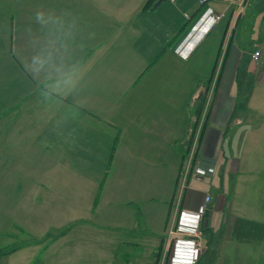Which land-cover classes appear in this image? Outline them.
<instances>
[{"label": "crops", "instance_id": "0c3cea01", "mask_svg": "<svg viewBox=\"0 0 264 264\" xmlns=\"http://www.w3.org/2000/svg\"><path fill=\"white\" fill-rule=\"evenodd\" d=\"M33 1L10 14L3 0L0 126L8 137L33 127L40 154L43 139L81 143L84 166L62 156L56 166L66 170L69 220L93 218L134 251L89 264L128 254L122 263L188 264L173 251L165 261V239L180 211L196 210L206 194L198 264L209 250L216 264H252L264 253V10L254 31V7L242 15L248 0H166L146 9L145 0ZM207 8L220 18L206 33L192 32ZM189 33L194 42L184 43ZM214 77L196 155L213 172L189 178L181 193L183 146ZM30 246L0 251L8 254L0 264H16L11 252Z\"/></svg>", "mask_w": 264, "mask_h": 264}, {"label": "rangeland", "instance_id": "374dc122", "mask_svg": "<svg viewBox=\"0 0 264 264\" xmlns=\"http://www.w3.org/2000/svg\"><path fill=\"white\" fill-rule=\"evenodd\" d=\"M46 1L48 0H42L41 3ZM125 1L133 2L134 0L122 2ZM33 2V0H9L7 10H10V14H16L22 8V4L33 6ZM239 2L243 4L244 0ZM248 2V6L242 10V15L246 17L249 14L247 9L254 7L252 18L254 23L250 28L254 27L256 31L263 19L264 0H248ZM2 14H6V10L3 0H0V16ZM110 18L113 22H118L115 18ZM242 26L243 20L238 24L239 31ZM261 45L259 46L262 48L263 45ZM244 100L240 99L239 103ZM244 104L246 105V102ZM24 127V133L16 136L13 128L10 131L11 136L8 137L3 134L0 126V251L17 249L23 244L28 245L29 242L31 246L25 248L20 255L18 250L11 252L15 253L10 256L16 264H89L98 261L101 257L111 255L116 249L117 252L127 251L132 254L134 252L132 247L122 245L123 241L120 240L122 234H109L107 230L99 229L100 223L93 218H87L82 223L69 220L70 214L66 213L64 186L66 170L63 165L60 168L56 166L60 164L58 163L60 156H62L63 164L66 160H74L80 166L81 164L84 166L82 162L88 159L83 158L84 154L80 150L81 143L64 141L63 136L58 142L53 143L45 142L43 139V154H40L41 143L33 141V127L26 128L27 125ZM87 141L92 142L90 139ZM35 149L38 151L36 152ZM91 163L92 169L98 168L96 157L91 160ZM51 172H55L56 175L50 176ZM181 184L180 177L178 185L181 187ZM52 194L55 195L52 196ZM176 225L177 220L174 222L173 231ZM176 237H179V234H168L167 240L165 239L166 262ZM108 238L111 240L108 241ZM202 245L204 247L203 241ZM122 246L125 248L121 249ZM181 251H187L184 244L181 246ZM32 252L34 254H31ZM100 252L103 256L99 255ZM5 254L0 253V258ZM131 254L116 255L113 264H124L122 260ZM213 255L210 250L207 251L199 264L219 263L220 258L215 260L216 255ZM243 257L240 256L241 259ZM253 263L264 264V253L255 254Z\"/></svg>", "mask_w": 264, "mask_h": 264}, {"label": "built area", "instance_id": "2783aa9c", "mask_svg": "<svg viewBox=\"0 0 264 264\" xmlns=\"http://www.w3.org/2000/svg\"><path fill=\"white\" fill-rule=\"evenodd\" d=\"M204 1L205 0H201V2ZM240 4L241 2L239 3V5ZM211 12L212 11L210 10V8H207L205 10L200 21H198L200 22V24L197 23V25L193 28L192 32L202 31V33H206L207 31H209L211 28L214 27L215 23L220 18V16L219 15L215 16L214 14L212 15ZM232 29H233V22L231 24L229 33L232 32ZM263 30H264V25H263ZM193 34L189 33V35L185 38L184 43H187L188 41L194 42V40H191V38L194 37ZM263 45H264V40H263ZM260 55H261V50L257 49L252 52L251 57L253 60H257ZM215 81H216V77H214L211 81L203 107L196 118V125L192 131L191 140L187 146L185 155L183 156V164L181 167V175H180V177L182 178V184L180 189L181 193L182 190L186 187V183L189 178H200L207 175L208 173L213 172V168H203L202 166H200L196 161V155H197L199 140L201 138V133L203 131V126L205 124L207 113L209 111V106L211 104V99H212L211 96L214 89ZM210 201H211V196L209 194H206L203 202L197 207L196 210L194 211H189L186 209L181 210L177 219V225L175 231H173L174 227L170 228L169 230V234H179V237L175 238L171 249V251H173L174 254L179 253L177 255L180 256L181 255L180 253L182 252L181 246H183V244L185 243L187 244V242L190 244L189 245L190 247L188 248L189 254L187 255L188 256L187 261L189 264H196V262L198 261L200 255L204 250V247L202 245V240L200 237V232H201L203 216L209 207Z\"/></svg>", "mask_w": 264, "mask_h": 264}, {"label": "trees", "instance_id": "16d2710c", "mask_svg": "<svg viewBox=\"0 0 264 264\" xmlns=\"http://www.w3.org/2000/svg\"><path fill=\"white\" fill-rule=\"evenodd\" d=\"M156 0H145V2L143 3V6L141 7L142 9H146V8H151L153 6V3L155 2ZM211 82V80H209ZM209 87H210V84L208 86V83L206 84V87L204 88L203 92L200 93V95L198 96L197 98V101H196V110H197V114H196V117L193 121V123L191 124V126L189 127L188 129V132H187V139L184 143V154L183 156L185 155V151L187 150V146L191 140V136H192V131L196 125V118L198 116V114L200 113L202 107H203V104H204V101H205V98H206V95H207V92L209 90ZM199 262V260H198ZM198 262L196 264H198Z\"/></svg>", "mask_w": 264, "mask_h": 264}, {"label": "clouds", "instance_id": "9594fccd", "mask_svg": "<svg viewBox=\"0 0 264 264\" xmlns=\"http://www.w3.org/2000/svg\"><path fill=\"white\" fill-rule=\"evenodd\" d=\"M185 244H184V248L187 249V251L186 252H183L181 259L183 260V263H188V261H187L188 260V256L187 255L189 254L188 248L190 246H189V244H186V245ZM184 256H186V257H184ZM186 258H187V260H186Z\"/></svg>", "mask_w": 264, "mask_h": 264}, {"label": "water", "instance_id": "95a60500", "mask_svg": "<svg viewBox=\"0 0 264 264\" xmlns=\"http://www.w3.org/2000/svg\"><path fill=\"white\" fill-rule=\"evenodd\" d=\"M163 1H166V0H156L154 3H153V6L152 8H156L158 5H160Z\"/></svg>", "mask_w": 264, "mask_h": 264}]
</instances>
